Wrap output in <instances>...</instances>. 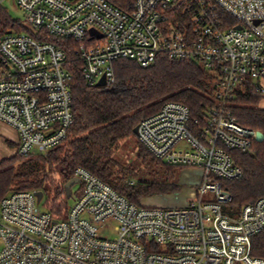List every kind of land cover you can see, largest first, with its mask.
I'll use <instances>...</instances> for the list:
<instances>
[{"label":"built area","instance_id":"built-area-1","mask_svg":"<svg viewBox=\"0 0 264 264\" xmlns=\"http://www.w3.org/2000/svg\"><path fill=\"white\" fill-rule=\"evenodd\" d=\"M13 2L28 30L0 33V121L16 130L18 154H48L74 122L73 74L55 39L77 43L90 85L102 77L114 84L118 59L149 66L166 54L203 63L216 92L202 121L188 105L167 101L138 124L140 142L155 157L200 170L184 205L133 202L77 166L72 177L82 190L65 216L42 208L37 190L2 198L0 264H264L253 253L264 196L230 214L224 205L232 195L221 182L243 174L233 151L255 150L258 130L242 125L229 104L246 82L264 98V0H134L132 9L112 0ZM109 225L115 235L101 236Z\"/></svg>","mask_w":264,"mask_h":264},{"label":"trees","instance_id":"trees-1","mask_svg":"<svg viewBox=\"0 0 264 264\" xmlns=\"http://www.w3.org/2000/svg\"><path fill=\"white\" fill-rule=\"evenodd\" d=\"M125 9H132L134 0H112ZM11 28L28 30L0 4V33ZM68 55L67 67L73 74L74 122L66 140L48 154L21 155L0 161V202L17 190H43L49 209L65 216L71 204L65 184L74 169L82 166L108 182L131 201L139 203L146 195L175 191L172 181L175 166L155 157L142 143L138 156L148 165L157 166L152 179L133 180L129 169L115 157V149L126 138L137 135L134 128L140 121L159 111L167 101L189 106L193 119L202 121L209 106L215 105L214 74L197 60L170 59L159 54L149 66L121 58L114 62L116 82L112 85L88 84L83 76L82 62L75 52L73 40H57ZM263 96L246 82L236 89L229 108L244 126L264 133ZM254 152H232L243 174L237 179H223L222 185L232 199L224 209L237 214L242 207L264 196V139L255 141ZM56 166L61 179L55 178ZM62 211V213H61ZM253 253L264 257V230L253 237Z\"/></svg>","mask_w":264,"mask_h":264},{"label":"rangeland","instance_id":"rangeland-1","mask_svg":"<svg viewBox=\"0 0 264 264\" xmlns=\"http://www.w3.org/2000/svg\"><path fill=\"white\" fill-rule=\"evenodd\" d=\"M1 6L5 8L8 13L14 18V19H20L21 21H25L26 19V13L25 11L17 5L13 0H6L1 3ZM261 106H264V100L261 102ZM5 133V128L0 127V155L9 152V148L6 145V143L1 138V134ZM137 135V134H136ZM9 145L14 150L12 154L7 155L3 157V159L15 157L18 156L17 148H15V145L11 142H8ZM141 144L138 135L137 137L132 136L129 138H126L120 142L118 147L115 149V157L118 159L121 165L132 169V173L130 176L133 180L139 181L144 179H152L155 177V171L157 166L151 164L148 165L146 161L141 159L138 156V146ZM12 150L10 152H12ZM175 174L172 176V181L176 183L177 188L175 191L166 193V194H156V195H146L141 197L140 202L144 205H173V206H181L184 205L192 196V192L197 187L196 184L194 185L192 183L193 179L196 178V171L195 169H190L188 171H184L185 169L189 167H181V166H175ZM56 171L54 173L55 178L61 179V168L60 166H56ZM35 190V189H34ZM37 190V189H36ZM82 190V183H75L72 187L73 196L69 197L68 201L69 204H73L75 197L78 193H80ZM211 196V194H208L206 197ZM37 201L44 209H49V205L45 202L46 201V194L43 190L39 189L37 191ZM62 213V211H61ZM100 235L101 236H108L113 237L114 231L111 228V225H109L106 228L100 229Z\"/></svg>","mask_w":264,"mask_h":264},{"label":"crops","instance_id":"crops-1","mask_svg":"<svg viewBox=\"0 0 264 264\" xmlns=\"http://www.w3.org/2000/svg\"><path fill=\"white\" fill-rule=\"evenodd\" d=\"M0 127H4L5 128V133L1 134V138L3 139V141L6 143V145L9 148V152H5V153L0 155V161H1L3 159V157L14 153L13 152L14 150L11 149L13 147H11L8 142L13 143L15 145V148H17L18 134H17L16 130L13 127H11L10 125H8V124H6V123H4L2 121H0ZM11 150H12V152H10ZM190 169H192V168H187L184 171H188ZM195 171H196L195 172L196 173V178H194L193 181H192V183L194 185L197 184V182L200 180V175H201L200 170L195 169Z\"/></svg>","mask_w":264,"mask_h":264},{"label":"water","instance_id":"water-1","mask_svg":"<svg viewBox=\"0 0 264 264\" xmlns=\"http://www.w3.org/2000/svg\"><path fill=\"white\" fill-rule=\"evenodd\" d=\"M106 85V79L105 77H102L98 83H97V86H105ZM134 133L135 134H138V125L135 126L134 128ZM257 140L258 141H262L264 139V133L260 130L257 131V136H256ZM81 181V179L79 177H72L70 178L66 184H65V192H66V196L69 198V197H72V187L75 183H79Z\"/></svg>","mask_w":264,"mask_h":264}]
</instances>
